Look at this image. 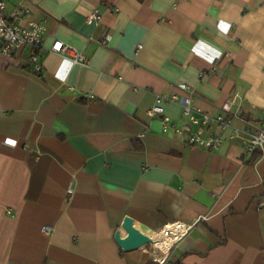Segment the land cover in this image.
<instances>
[{
    "label": "crops",
    "instance_id": "crops-1",
    "mask_svg": "<svg viewBox=\"0 0 264 264\" xmlns=\"http://www.w3.org/2000/svg\"><path fill=\"white\" fill-rule=\"evenodd\" d=\"M44 26L38 73L0 58V264H159L125 216L191 225L162 264H264V0H14ZM100 15L87 24L89 12ZM79 49L86 65L50 51ZM106 41L102 44V41ZM242 120L213 150L162 132L156 96ZM172 124L187 119L165 103ZM47 229V231H44Z\"/></svg>",
    "mask_w": 264,
    "mask_h": 264
},
{
    "label": "built area",
    "instance_id": "built-area-1",
    "mask_svg": "<svg viewBox=\"0 0 264 264\" xmlns=\"http://www.w3.org/2000/svg\"><path fill=\"white\" fill-rule=\"evenodd\" d=\"M12 1L14 0H0V58L24 61L34 71L40 73L43 66L40 62L39 50L42 45L44 26L40 22H31L27 26L19 25L18 20L28 13V9L21 6L9 8V3ZM98 22H100L98 13L93 11L87 14V24H98ZM105 42L104 40L101 43L105 44ZM50 51L68 58L73 63L87 64V59L79 49L60 40H55L52 43ZM180 89L185 93L184 96L157 95L155 103L147 112L150 117L161 119L163 133L167 134L172 131L183 137L187 144L207 150L216 149L220 145L223 141L221 133L226 129H231L234 136H239L242 133L231 124L234 119L242 120L239 110L231 111V104L224 105L221 114L213 117L192 105L188 87L181 85ZM165 103H177L181 107L182 115L187 119L183 126L178 127L172 124L170 117L164 113L163 105ZM244 132L249 139L247 141L248 150H264V130L251 131L248 128ZM191 229V225L177 221L166 225L157 236L160 240H168V253L180 239L189 234ZM164 259L159 261L157 258L156 260L162 264Z\"/></svg>",
    "mask_w": 264,
    "mask_h": 264
},
{
    "label": "water",
    "instance_id": "water-1",
    "mask_svg": "<svg viewBox=\"0 0 264 264\" xmlns=\"http://www.w3.org/2000/svg\"><path fill=\"white\" fill-rule=\"evenodd\" d=\"M120 227L126 231L127 236L124 238L121 237L120 232L117 229L114 234L113 241H115L118 247L123 251L136 250L143 246L152 245L155 242L160 241L156 233L144 226V224L131 218V216H125Z\"/></svg>",
    "mask_w": 264,
    "mask_h": 264
},
{
    "label": "bare ground",
    "instance_id": "bare-ground-1",
    "mask_svg": "<svg viewBox=\"0 0 264 264\" xmlns=\"http://www.w3.org/2000/svg\"><path fill=\"white\" fill-rule=\"evenodd\" d=\"M154 236L157 237L156 235ZM152 246H153V253H155V256L159 259V261L163 260L167 254L168 240H160L152 244Z\"/></svg>",
    "mask_w": 264,
    "mask_h": 264
},
{
    "label": "trees",
    "instance_id": "trees-1",
    "mask_svg": "<svg viewBox=\"0 0 264 264\" xmlns=\"http://www.w3.org/2000/svg\"><path fill=\"white\" fill-rule=\"evenodd\" d=\"M139 2H141L142 0H138Z\"/></svg>",
    "mask_w": 264,
    "mask_h": 264
},
{
    "label": "rangeland",
    "instance_id": "rangeland-1",
    "mask_svg": "<svg viewBox=\"0 0 264 264\" xmlns=\"http://www.w3.org/2000/svg\"><path fill=\"white\" fill-rule=\"evenodd\" d=\"M158 263V262H157Z\"/></svg>",
    "mask_w": 264,
    "mask_h": 264
}]
</instances>
